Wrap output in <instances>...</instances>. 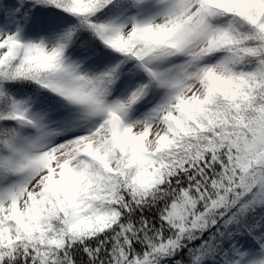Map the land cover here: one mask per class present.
I'll return each instance as SVG.
<instances>
[{
    "label": "snow or ice",
    "instance_id": "obj_1",
    "mask_svg": "<svg viewBox=\"0 0 264 264\" xmlns=\"http://www.w3.org/2000/svg\"><path fill=\"white\" fill-rule=\"evenodd\" d=\"M0 264H264V0H0Z\"/></svg>",
    "mask_w": 264,
    "mask_h": 264
}]
</instances>
